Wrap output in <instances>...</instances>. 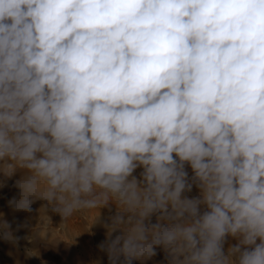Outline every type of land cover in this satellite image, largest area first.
Segmentation results:
<instances>
[{
	"label": "clouds",
	"instance_id": "clouds-1",
	"mask_svg": "<svg viewBox=\"0 0 264 264\" xmlns=\"http://www.w3.org/2000/svg\"><path fill=\"white\" fill-rule=\"evenodd\" d=\"M17 169L14 213L115 205L109 264H264V0H0V171ZM26 226L0 212L3 240Z\"/></svg>",
	"mask_w": 264,
	"mask_h": 264
},
{
	"label": "rangeland",
	"instance_id": "rangeland-1",
	"mask_svg": "<svg viewBox=\"0 0 264 264\" xmlns=\"http://www.w3.org/2000/svg\"><path fill=\"white\" fill-rule=\"evenodd\" d=\"M185 170L188 173V180L191 183V178L194 173L190 165L186 164ZM142 171V167H138L133 175L136 176L137 179H142ZM23 174L24 170L21 169H17L13 175H7L3 171H0V212L4 213L5 218L12 222L13 229H16L17 225H27L26 227H20L19 231L15 233L21 237V239L18 244L20 247L18 245L14 246L18 250L26 253L28 257L30 256L29 258L33 264H108L109 261L103 260L102 262V260L98 258L100 256V251L98 250L99 245L101 244L100 239H93L92 237L93 243L88 242L89 235L93 234L94 231L88 221L91 222L94 220L96 222V218L99 214L97 222L102 220L111 222V218L116 215L117 211L115 205H110L109 207L101 208L100 210L95 209L94 211L88 210L89 212L85 211L76 213L64 223H61V217L58 214L52 213L51 210L48 211L51 221L48 219L44 210L40 209L45 203L44 201H36L32 205L33 211L31 213H14L8 207L7 202L13 196L18 195V189L15 187V182ZM183 195L188 198H197L200 196V189L195 183H193L191 191H185ZM203 210V206H201V211ZM108 213L110 214L108 215ZM92 215L93 217H91ZM155 222L156 216H153L152 223ZM238 242L239 241L236 238L228 236L225 240V251H227L229 245L232 246ZM160 248H155L156 255L147 260L145 264H167V260L164 259L166 254L163 248L162 250ZM4 253L5 252L0 245V264H20L19 261ZM100 260L102 263H100ZM133 264H140V262L134 261Z\"/></svg>",
	"mask_w": 264,
	"mask_h": 264
},
{
	"label": "bare ground",
	"instance_id": "bare-ground-1",
	"mask_svg": "<svg viewBox=\"0 0 264 264\" xmlns=\"http://www.w3.org/2000/svg\"><path fill=\"white\" fill-rule=\"evenodd\" d=\"M114 208V207H113ZM94 211V210H93ZM89 212V211H88ZM97 212V211H96ZM89 214V213H88ZM110 213H108V215H109ZM89 215H91V214H89ZM113 215V214H112ZM91 217H93V215L91 216ZM96 217V216H95ZM88 218V217H87ZM90 219V218H89ZM94 219V218H93ZM94 220H92L91 222L90 221H88V223L90 224V226H91V228L94 230L93 231V234H90L89 235V237H88V242H92L93 241V239L95 238H98V239H100V242L102 243V242H105L106 241V239H107V227H106V225H109L111 222L110 221H98L97 222V220H96V222L94 221ZM84 223V222H83ZM87 231H88V229H87ZM52 232V231H51ZM89 232V231H88ZM58 235V234H57ZM115 235V234H114ZM54 237V236H53ZM92 237H93V239H92ZM23 238H24V236H23ZM59 238H60V235H59ZM62 238V237H61ZM75 238V237H74ZM54 239V238H53ZM97 239V240H98ZM53 241V240H52ZM50 242V241H49ZM86 242V241H85ZM64 243V242H63ZM66 243V242H65ZM93 243V242H92ZM88 244V243H87ZM95 244V243H94ZM0 245L2 246V248H3V251L6 253V254H8L9 256H11L12 258H14L15 260H17V261H19V263L20 264H33L32 263V261H31V259L28 257V255L26 254V253H24V252H22V251H20V250H18L12 243H10V242H8V241H5V240H3L2 238H0ZM51 245H53V244H51ZM93 245V244H92ZM234 245V244H233ZM19 246V245H18ZM97 246V245H96ZM95 246V247H96ZM20 247V246H19ZM63 247V246H62ZM62 247H61V249H62ZM65 247V246H64ZM225 247V246H224ZM229 247H230V245H229ZM157 248H160V247H157ZM65 249H67V248H65ZM98 249V248H97ZM161 250H162V248H160ZM99 251H100V256L98 257V258H100L101 260H102V262H103V260H106V261H108V257H107V254H106V252H104V251H101L100 250V248L98 249ZM92 251V250H91ZM1 252H2V250H1ZM4 253V254H5ZM96 253V252H95ZM92 254V253H91ZM94 254V253H93ZM31 255V254H30ZM38 255V254H37ZM49 255V254H48ZM5 256V255H4ZM32 256V255H31ZM96 256V255H95ZM33 257V256H32ZM36 258V257H35ZM34 258V259H35ZM165 259V258H164ZM11 260V259H10ZM36 260H38V259H36ZM101 260H100V263H102L101 262ZM10 262V261H9ZM37 262V261H36ZM14 263V262H13ZM87 263V262H86ZM166 263V262H165ZM14 264H16V263H14ZM105 264H107V263H105ZM109 264V263H108Z\"/></svg>",
	"mask_w": 264,
	"mask_h": 264
}]
</instances>
